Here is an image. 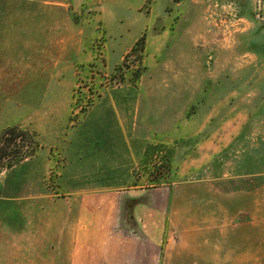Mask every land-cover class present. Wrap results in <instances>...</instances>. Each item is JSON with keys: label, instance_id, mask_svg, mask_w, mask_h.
I'll use <instances>...</instances> for the list:
<instances>
[{"label": "rangeland", "instance_id": "obj_1", "mask_svg": "<svg viewBox=\"0 0 264 264\" xmlns=\"http://www.w3.org/2000/svg\"><path fill=\"white\" fill-rule=\"evenodd\" d=\"M68 1L76 58L3 33L0 0V264L64 263L72 192L118 180L170 187L168 264H201L179 253L213 225L234 247L220 264H264V0ZM54 99L73 114L37 110ZM97 130L106 150L82 154Z\"/></svg>", "mask_w": 264, "mask_h": 264}, {"label": "crops", "instance_id": "obj_2", "mask_svg": "<svg viewBox=\"0 0 264 264\" xmlns=\"http://www.w3.org/2000/svg\"><path fill=\"white\" fill-rule=\"evenodd\" d=\"M4 5L2 10L9 8L10 11L6 14L2 12V24L5 28L3 33H40L43 35L42 41L50 42L49 46L37 49L46 56L76 58L82 54L83 30L78 31L76 28L78 23L74 19V12L78 9L71 6L70 1L4 0ZM32 19L34 24L28 22ZM54 23L55 27H50ZM49 101L51 102L45 103L48 108L39 109L36 106H41L40 104L29 103L30 109L38 108L41 114L57 113L59 109L67 116L73 114L74 106L70 102L61 104L57 99ZM58 103L62 105L59 109ZM101 131L103 132L97 130L96 133L86 132L82 135L86 138L82 141V154L98 155L106 150L107 133ZM71 136L77 137L79 134L76 132ZM70 141L75 142L73 139ZM68 147L76 153L75 145L68 144ZM103 184L129 186L119 188L115 192H109L110 189L105 187L95 193L72 192L73 196H81L75 198L74 208L66 210V215H72L73 219L66 227L67 242L62 246L65 248L62 264H168L171 258V241L167 227L171 212L170 187L163 183L158 187L146 189L132 186L135 181L122 180ZM211 228L210 235L203 237H210V241L196 242L194 246L183 248L186 251L179 253V257L200 258L201 264H220L221 258L228 262L234 255V247H230L229 242L225 240L230 228L219 230L217 225ZM27 244L25 241L24 249L28 247ZM22 245L23 242H20V249L23 248ZM20 262L22 263V259Z\"/></svg>", "mask_w": 264, "mask_h": 264}]
</instances>
